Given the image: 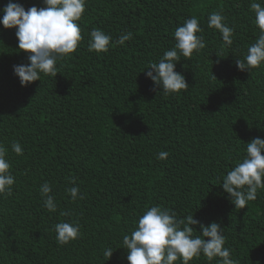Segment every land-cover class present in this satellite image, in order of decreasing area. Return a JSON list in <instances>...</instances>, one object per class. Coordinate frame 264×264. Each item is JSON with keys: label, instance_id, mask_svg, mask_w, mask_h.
Returning a JSON list of instances; mask_svg holds the SVG:
<instances>
[{"label": "trees", "instance_id": "16d2710c", "mask_svg": "<svg viewBox=\"0 0 264 264\" xmlns=\"http://www.w3.org/2000/svg\"><path fill=\"white\" fill-rule=\"evenodd\" d=\"M11 2L45 7L43 0ZM252 2L86 0L78 50L58 62L55 78L27 86L14 66L29 63L28 54L18 48L16 29L0 24V143L15 177L12 194L0 196V264H128L122 237L154 205L179 218L192 214L205 226L219 223L239 264H264V190L239 209L220 185L246 143L264 139V67L236 66L259 35ZM8 3L0 0V9ZM213 11L235 28L231 47L208 27ZM192 16L206 47L176 64L189 88L165 95L145 68L174 47L175 30ZM93 28L113 40L127 32L133 38L97 54L88 48ZM13 142L23 155L11 150ZM161 151L166 160L156 158ZM46 181L55 212L44 207ZM73 186L84 199L73 202L66 191ZM61 212L81 225L80 238L67 245L54 231L69 219ZM108 247L110 259L103 254ZM190 264L209 262L201 255Z\"/></svg>", "mask_w": 264, "mask_h": 264}, {"label": "clouds", "instance_id": "9594fccd", "mask_svg": "<svg viewBox=\"0 0 264 264\" xmlns=\"http://www.w3.org/2000/svg\"><path fill=\"white\" fill-rule=\"evenodd\" d=\"M45 7L32 6L25 8L9 0L0 9L3 17L0 24L6 29L15 28L18 48L28 54L27 64L15 65L14 73L19 77L22 86L41 81L42 76L56 77L59 73V61L69 58L78 50L84 37L79 22L86 10V0H43ZM250 10L255 14V24L259 35L254 43L247 48L243 58L236 59L240 71L264 67V6L253 2ZM208 27L217 30L224 44L231 47L235 33L234 27H229L226 18L218 11L208 15ZM199 19L192 16L184 21L174 32L175 45L166 50L158 61L150 62L145 68L146 76L155 86L162 88L165 95H176L186 91L189 85L185 77L175 71L176 64L184 58L199 54L206 47ZM133 38L131 32L120 34L118 39L106 34L99 28H93L89 33L88 48L90 52L107 53L115 45H124ZM218 56V55H217ZM143 70L142 72H144ZM212 71V70H211ZM213 78L216 79L212 73ZM11 150L17 155H23L19 142L11 143ZM264 139L254 138L246 143L245 155L235 166L223 176L221 186L229 195L235 208L243 209L257 199L258 190H264ZM8 149L0 143V196L11 195L15 177L11 164L7 159ZM169 153L161 151L158 160H166ZM74 183V181H73ZM73 202L84 199L77 186L66 189ZM44 207L49 212L57 210V203L52 195V185L44 182L40 186ZM61 216L69 219L55 224L56 240L60 245H67L82 235L81 225L72 218L71 212H61ZM199 224L201 231L197 233L193 225ZM227 237L224 229L217 222L205 226L194 219L192 214L183 218L159 205H154L143 211L130 233L123 235V248L127 250L128 264H190L203 255L209 264H239L226 246ZM111 247L104 249L108 259L113 255Z\"/></svg>", "mask_w": 264, "mask_h": 264}]
</instances>
